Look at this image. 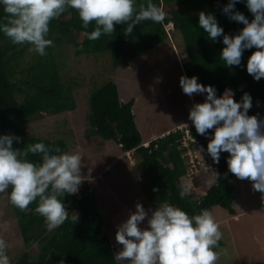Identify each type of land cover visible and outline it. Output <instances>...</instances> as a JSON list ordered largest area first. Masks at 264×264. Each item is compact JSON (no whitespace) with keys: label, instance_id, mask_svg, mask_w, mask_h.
Returning a JSON list of instances; mask_svg holds the SVG:
<instances>
[{"label":"trees","instance_id":"obj_1","mask_svg":"<svg viewBox=\"0 0 264 264\" xmlns=\"http://www.w3.org/2000/svg\"><path fill=\"white\" fill-rule=\"evenodd\" d=\"M145 2L146 0H136L137 7ZM152 2L165 13L163 21H142L134 26L130 35H125L123 31L126 25L114 24L112 34L101 35L95 41L84 35L85 31L93 29L94 23L84 29L76 10L68 9L50 22L48 38L53 40V45L46 49L47 54L44 56L30 51L28 44H12L0 33V134L18 135L20 141L13 142L16 148L43 142L49 146H58L62 152L68 151L70 143L65 136L50 138L28 135L29 123L37 115L70 113L77 104L76 91L81 87H89L74 76L63 79L56 49L72 44L76 54L106 52L110 56L111 68L115 69L120 65H127L134 58L170 38L166 28L169 24L173 31L179 30L182 34L184 74L195 75L200 83L214 86L217 95L222 94L225 88L232 89L233 98L237 101L243 93L250 94L252 107L248 114L258 116L264 105V78L257 81L246 71L247 58L254 49L244 51L240 66L226 67L219 56L222 41L219 38L216 41L210 40L198 25V13L211 12L226 34L237 33L243 25L230 20L221 11L228 0ZM235 8L251 20L252 14L242 0L236 3ZM3 15L0 9V17ZM94 85L95 82L89 88ZM90 91L85 134L98 136L102 140L113 139L123 152H133L134 167L144 182V194L152 209L166 201L190 215L204 209L212 212L215 206L234 214V174L227 166L229 154L222 152L219 163L212 161L206 151L211 129L208 130L209 137H206L198 134L194 126H189V134L195 141L186 140L185 129L178 128L153 137L147 144H143L132 112L134 98L122 101L113 79L101 80ZM116 131L120 140L115 137ZM199 144L206 153L202 157H194L189 150L195 154V150L202 148ZM28 158L39 162L41 154H30ZM205 167L214 169L213 182L206 187L201 177ZM215 173H219L218 180L215 179ZM187 184L188 192L182 198L179 195L181 186ZM154 188L159 191H153ZM9 191L10 188L3 194L10 204L8 209L16 223L15 230L26 248L11 264H121L116 259L109 233L104 229L96 194L88 179H82L77 193L62 197L69 217L75 213L78 220L72 223L69 219L53 231L47 230L45 219L34 211L37 202L34 201L22 211L9 201ZM221 245L220 240L215 249Z\"/></svg>","mask_w":264,"mask_h":264},{"label":"clouds","instance_id":"obj_2","mask_svg":"<svg viewBox=\"0 0 264 264\" xmlns=\"http://www.w3.org/2000/svg\"><path fill=\"white\" fill-rule=\"evenodd\" d=\"M238 2L228 0L221 8L227 18L243 25L237 33L226 34L211 12L200 11L198 25L207 38L222 41L219 56L226 67L240 66L244 51L254 49L247 58L246 71L259 81L264 78V0H242L252 14L251 20L236 10ZM0 9L4 13L0 33L12 44L30 45L29 50L40 56L53 45L48 38L50 22L68 9L76 10L84 29L94 23L91 31L84 32L92 41L112 34L114 24L126 25L123 31L130 35L142 21L159 23L165 19V13L152 0L139 7L136 0H0ZM179 85L189 97L204 96L202 102L192 104L188 119L200 135L209 137L208 130H212L206 146L212 161L219 163L221 153L227 152L229 171L238 179L250 180L252 188L264 194V118L248 114L252 107L250 94L243 93L237 101L232 89L225 88L217 95L214 86L200 83L195 75H181ZM20 139L15 134H0V193L10 188L9 201L22 211L37 202L34 211L45 219L48 231L69 219L75 223L78 216L74 213L69 217L62 197L79 190L82 155L62 152L58 146L43 142L14 147L13 142ZM37 153L41 154L39 162L28 158ZM218 177L215 173L216 180ZM188 187L181 186L182 198ZM221 239L219 225L207 209L190 215L165 201L146 211L137 202L135 211L129 212L115 232L121 246L116 259L121 264H216L215 248ZM0 264H10L7 242L2 237Z\"/></svg>","mask_w":264,"mask_h":264},{"label":"rangeland","instance_id":"obj_3","mask_svg":"<svg viewBox=\"0 0 264 264\" xmlns=\"http://www.w3.org/2000/svg\"><path fill=\"white\" fill-rule=\"evenodd\" d=\"M166 28L170 38L115 69L111 68L110 56L106 52L76 54L72 44L57 48L63 79L74 76L89 87L93 82L95 85L76 91L77 104L70 113H40L28 126L30 136H65L70 143L66 152L82 155V179H88L94 188L104 229L109 233L115 254L121 247L115 240V232L129 212L135 211V204L139 202L146 211L152 208L144 194V182L134 167L133 152H123L113 139L102 140L85 134L88 94L101 80L113 79L122 101L134 98L132 112L143 144L153 137L176 130L178 126H192L188 119L189 109L193 103L202 102L203 95L189 97L182 91L179 85V77L185 75L182 69L185 60L182 34L179 30L173 31L170 24ZM257 117L264 118V105ZM195 155L202 157L204 152L197 149ZM207 168L201 174L205 187L214 178V169ZM232 181L234 214L218 206L212 208L222 232V245L215 249L218 253L216 264H260L264 262V194L254 190L248 179H238L234 175ZM8 206L6 196L0 193V237L7 242L11 264L26 248L15 230L16 223ZM142 226H146V222Z\"/></svg>","mask_w":264,"mask_h":264},{"label":"built area","instance_id":"obj_4","mask_svg":"<svg viewBox=\"0 0 264 264\" xmlns=\"http://www.w3.org/2000/svg\"><path fill=\"white\" fill-rule=\"evenodd\" d=\"M185 131H186V140H188V141H194V139L190 136V134H189V130H188V128H186L185 129ZM200 145V148L202 147V145L201 144H199ZM203 148V147H202ZM189 152L191 153V154H193L194 155V157H196V155L191 151V150H189ZM204 153H206V151H204Z\"/></svg>","mask_w":264,"mask_h":264},{"label":"water","instance_id":"obj_5","mask_svg":"<svg viewBox=\"0 0 264 264\" xmlns=\"http://www.w3.org/2000/svg\"><path fill=\"white\" fill-rule=\"evenodd\" d=\"M113 127L116 128V124H115V123H113ZM115 130H116V129H115ZM115 137H116L118 140H120V137H119V134H118L117 131H116V133H115Z\"/></svg>","mask_w":264,"mask_h":264}]
</instances>
